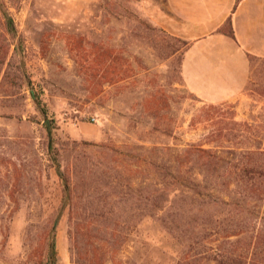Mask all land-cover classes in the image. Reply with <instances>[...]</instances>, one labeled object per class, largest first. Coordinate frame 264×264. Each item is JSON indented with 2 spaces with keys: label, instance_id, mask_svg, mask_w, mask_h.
I'll use <instances>...</instances> for the list:
<instances>
[{
  "label": "rangeland",
  "instance_id": "374dc122",
  "mask_svg": "<svg viewBox=\"0 0 264 264\" xmlns=\"http://www.w3.org/2000/svg\"><path fill=\"white\" fill-rule=\"evenodd\" d=\"M145 3L0 0L15 27L0 87V264H49L52 239L57 264L178 260V239L146 212L144 162L203 139L209 123L192 119L211 103L182 87ZM250 73L242 94L212 104L262 122L264 62Z\"/></svg>",
  "mask_w": 264,
  "mask_h": 264
},
{
  "label": "trees",
  "instance_id": "16d2710c",
  "mask_svg": "<svg viewBox=\"0 0 264 264\" xmlns=\"http://www.w3.org/2000/svg\"><path fill=\"white\" fill-rule=\"evenodd\" d=\"M0 14L4 17L0 30L1 87L10 81L7 57L15 27L7 9L0 7ZM158 30L164 56L174 57L182 85V51L178 52L185 42ZM220 31L234 36L230 18ZM18 47L14 45V51ZM255 59L264 62L255 57H250V62ZM25 78L21 76L17 91H11L18 92ZM255 92L264 100V74H259ZM227 106L204 104L192 119L193 124L199 118L209 123L203 139L175 149L163 146L166 156L144 162L149 191L146 212L151 216L157 213L156 220L181 244L174 264H264V119L236 120L233 111L224 110ZM49 122L45 123L48 137ZM152 150L160 149L154 146ZM47 250L48 263L57 264L53 239L47 241Z\"/></svg>",
  "mask_w": 264,
  "mask_h": 264
},
{
  "label": "crops",
  "instance_id": "0c3cea01",
  "mask_svg": "<svg viewBox=\"0 0 264 264\" xmlns=\"http://www.w3.org/2000/svg\"><path fill=\"white\" fill-rule=\"evenodd\" d=\"M148 16L184 41L182 87L210 103L246 90L250 57L264 59V0H146ZM231 19L233 37L220 28Z\"/></svg>",
  "mask_w": 264,
  "mask_h": 264
}]
</instances>
